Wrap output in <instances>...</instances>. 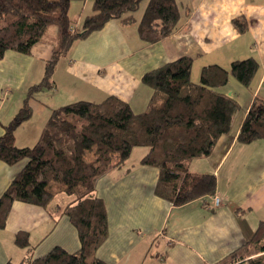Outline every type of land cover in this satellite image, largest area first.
I'll return each instance as SVG.
<instances>
[{
    "label": "crops",
    "instance_id": "obj_1",
    "mask_svg": "<svg viewBox=\"0 0 264 264\" xmlns=\"http://www.w3.org/2000/svg\"><path fill=\"white\" fill-rule=\"evenodd\" d=\"M176 2L181 11L178 25L157 42L139 39L137 22L142 13L137 18L138 10L132 24L111 19L75 40L56 63L53 87L34 94L29 101L33 116L15 132L17 146L33 145L43 129L36 126L33 117L75 100L96 102L112 95L129 103L133 111H144L150 89L141 83L142 75L181 56L192 59L194 82L205 65L228 68L234 60L249 56L258 60L259 70L250 86L233 77L227 82L228 95L239 104L229 132L218 138L208 155L190 161L193 173L215 175L214 195L221 198L219 206L212 204L214 195L179 206L156 196L158 169L139 165L141 157L123 168L111 167L96 179L94 191L105 204L107 236L95 256L107 264H219L252 236L259 223H264V140H237L252 101H264V0ZM76 3L70 2L69 18L78 29L93 10L89 0ZM234 19L245 23L243 31L237 29ZM57 39L55 26L49 31V39L35 43L29 54L7 50L0 59V135L20 107L27 88L42 77L44 62L51 57ZM15 92L17 98L11 101ZM24 163L0 161V194ZM71 200L61 208L14 201L0 228V264H18L26 255L33 259L54 246L68 252L78 249L75 228L65 214L54 213ZM18 231L28 233L29 250L14 243Z\"/></svg>",
    "mask_w": 264,
    "mask_h": 264
},
{
    "label": "trees",
    "instance_id": "obj_2",
    "mask_svg": "<svg viewBox=\"0 0 264 264\" xmlns=\"http://www.w3.org/2000/svg\"><path fill=\"white\" fill-rule=\"evenodd\" d=\"M72 0H0V59L7 50L29 54L38 41L49 39L55 25L58 41L44 62L39 81L31 84L14 117L0 135V161L24 165L0 194V228L14 201L46 207L57 192L73 196L61 211L77 232L79 248L68 252L54 246L47 253L18 264H107L95 256L107 236L106 209L95 195L98 177L109 168H123L136 146L147 151L139 165L154 166L158 176L156 196L174 206L199 197L213 196L216 178L211 173H193L190 161L208 155L218 138L229 132L238 102L219 91L233 77L250 86L259 62L249 56L234 60L228 68L208 64L199 81L191 80L192 59L181 56L145 72L140 81L150 89L147 109L135 112L129 103L109 95L101 101L75 100L49 110L39 139L31 146H17V128L33 116L29 103L35 93L50 89L52 74L61 55L69 52L78 38L102 28L111 19L122 25L136 21L141 0H92L93 13L80 28L71 25ZM181 11L176 0H146L137 34L143 43H154L172 33ZM239 31L245 23L233 20ZM264 140V101L254 99L240 124L237 140ZM91 154V158H87ZM127 167L125 171H128ZM14 243L29 250V235L18 231ZM6 264H12L7 262ZM219 264H264V223L240 248Z\"/></svg>",
    "mask_w": 264,
    "mask_h": 264
},
{
    "label": "rangeland",
    "instance_id": "obj_3",
    "mask_svg": "<svg viewBox=\"0 0 264 264\" xmlns=\"http://www.w3.org/2000/svg\"><path fill=\"white\" fill-rule=\"evenodd\" d=\"M72 1L73 2H79V3H76V4H80V3L83 2V0H72ZM89 1L92 2V0H89ZM145 5H146V0H141L140 5H139V9L136 12L137 18L140 17V15L142 13V10L145 7ZM76 9H77V11L79 10L76 7L75 8V11H76ZM3 23H4V21L3 20H0V26ZM53 28H55V25H52L50 27L49 31L52 32L53 31ZM57 41H58V39H57ZM57 41L55 43H57ZM233 79L236 80L235 78H233ZM198 81H199V79L196 80V82H198ZM226 86H227V84L225 86L220 87L219 90L220 91L222 90L227 96H229L228 94L230 92V89L228 87H226ZM17 95H18V93L15 92L11 96V101L12 100L14 101V99L17 98ZM8 110H9V108H8ZM47 114L48 113H46L44 115H40V116L33 117V118H35L34 121H35V124H36L37 127L39 125H40V127H44ZM13 117H14V114H13L12 118ZM146 149H147L146 146H136V147H134L132 149V151H131V154H130L129 158L126 160L125 165L127 166V165H131V164L135 163L145 153ZM87 158H91V154H87ZM70 198H72V200H71L70 203H73L75 201L73 199V196L66 195V194H64L62 192L61 193L60 192H57V193L54 194V197L52 198V200L49 202V204L47 206H49L50 208H54L55 206H60V208H61L66 203L67 200H70ZM60 208H56L54 213L59 215V212L61 213V209ZM155 240H156L155 241V244H156L157 240H159V239L156 238ZM23 249L25 250V248H23ZM158 250H160V249H158ZM14 259L17 260L18 259L17 256H14Z\"/></svg>",
    "mask_w": 264,
    "mask_h": 264
},
{
    "label": "built area",
    "instance_id": "obj_4",
    "mask_svg": "<svg viewBox=\"0 0 264 264\" xmlns=\"http://www.w3.org/2000/svg\"><path fill=\"white\" fill-rule=\"evenodd\" d=\"M221 203V198L219 196H213V201L212 204L214 207L219 206V204Z\"/></svg>",
    "mask_w": 264,
    "mask_h": 264
}]
</instances>
